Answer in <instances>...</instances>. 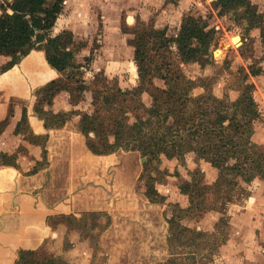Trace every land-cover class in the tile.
<instances>
[{"label": "trees", "instance_id": "obj_1", "mask_svg": "<svg viewBox=\"0 0 264 264\" xmlns=\"http://www.w3.org/2000/svg\"><path fill=\"white\" fill-rule=\"evenodd\" d=\"M63 1L12 0L7 7L1 3L0 55L9 57L8 67H12L31 50L39 49L44 52L48 65L59 73L56 79L35 91L34 112L48 128L56 126L66 114L45 109L55 94L66 91L70 103L76 105L89 92L91 111H71L80 114L79 130L87 148L97 155L117 150L138 152L144 159L139 179L144 182V194L149 202L161 204L166 199L156 188V183L170 175L167 169H161L162 158H175L183 164L186 154L193 153L195 161L204 160L214 167L217 176L213 182L201 183L196 178L201 171L196 170L191 180L180 186L181 193L188 197V204L173 207L166 219L168 257L159 263L209 264L227 236L228 205L243 198L246 184L255 178L264 180V146L252 140L253 122L260 111L254 99L255 85L248 81L250 76H258L263 71L260 63L264 59V14L250 0H212L210 3L217 16L230 15L233 21L244 26V35L249 36L253 28L260 30L263 54L237 71L239 83L232 89L239 94L232 100L226 92L221 97L214 95L209 77L195 80L182 70L185 64L197 63L201 68L210 64L217 30L202 16L185 15L177 35L172 37L165 29L156 28L152 19L148 22L137 19L133 27L124 26L125 32L133 36L129 43L133 47L137 81L130 88H122L104 71L95 73L87 81L85 72L91 56L85 58L87 67L75 60L80 46L71 31L51 35ZM240 55L244 56L242 52ZM156 79L162 86L155 84ZM197 87L203 93L192 97L191 92ZM144 93L150 97L149 104L142 99ZM11 115L12 103L8 115L0 121V132ZM28 129L23 107L15 131ZM207 211L221 214L213 231L184 223V220L200 219ZM102 215L107 216L102 226L105 228L110 223L105 213L86 212L82 217ZM60 217L81 231L77 224L82 223V217ZM95 222V227H99ZM15 264L72 263L37 249L20 251Z\"/></svg>", "mask_w": 264, "mask_h": 264}, {"label": "rangeland", "instance_id": "obj_2", "mask_svg": "<svg viewBox=\"0 0 264 264\" xmlns=\"http://www.w3.org/2000/svg\"><path fill=\"white\" fill-rule=\"evenodd\" d=\"M11 1L0 0V4L7 7ZM211 1L194 0L189 11L184 13V15L202 16L209 22L210 27L217 30V42L211 48L210 64L203 68L197 63L185 64L181 67L184 74L192 79L209 77V82L213 83L212 89L220 95L239 83L237 71L259 59L263 54V45L258 32L253 34L250 31L249 36L244 35V26L233 21L232 16H217L216 11L211 8ZM261 4L264 9V2L262 1ZM126 7V0H68L66 12L68 21L75 30L73 32L75 41L80 46L77 47L75 60L87 67L85 58L91 56V62L85 72L87 81L91 80L96 72L103 70L109 78H115L122 88H129L136 84L137 73L133 62V48L130 47L129 41L127 43L130 35L119 30L118 22L115 24L122 9L125 11ZM148 13L151 15L155 12L148 10ZM59 26L60 24L58 28ZM123 26L125 25H122V28ZM168 35H175L173 26ZM235 36L240 37L242 41L240 46L234 44L232 38ZM216 51L220 52L219 56L215 54ZM241 52L244 56L239 58L238 55ZM262 66L264 67V64ZM250 80L255 85L254 97L260 110L259 116L253 122L252 139L264 146V71ZM155 84L162 86V82L158 79L155 80ZM199 88L191 92L192 97H198L203 93V89ZM36 89L33 90L34 99H36ZM233 94L235 93L232 92ZM85 95L87 98L80 104L81 111H86L88 108L91 110L90 93ZM142 99L145 103H150L148 94L144 93ZM72 114L74 113H66L59 119L56 126L67 121ZM105 159L107 162H103L105 168L101 174L102 201L103 204L114 207L116 223L110 219L111 223L102 228L107 221L106 215L97 218L82 217L85 211L78 212L75 216L82 217V223L77 224L81 231L75 227L76 225L65 223L69 230L77 233L80 240L86 238L87 244L80 248L76 256L80 258L82 264H108L111 258L110 253L119 252L124 245H127L126 243H131L132 237H135L142 238L137 242L139 248L146 245L147 253L141 257L139 251L133 255L129 254L133 251L127 249L114 260H118L117 263L120 264H131L143 260L145 264H156L158 259L163 258L161 252L166 244L165 239L168 233L166 219L171 216L173 207H185L188 204V197L181 193L180 186L183 182L191 180L193 171H201V174L196 177L201 183L213 182L217 172L205 164L201 167L195 166L192 163V154L185 156L183 164H180L177 159L168 161L162 158L161 169H167L170 175L164 176L156 183V187L166 199L164 203L153 204L146 198L144 182L139 179L142 159L138 153L117 150ZM38 164L42 166L47 162L42 160ZM245 189L243 198L248 196L249 200L242 205L230 206V226L227 228L224 248L221 257L217 258L213 264H264V183L256 180L248 187L245 186ZM239 201L241 202L242 199ZM101 211L112 217L109 212ZM220 216V213L207 211L203 214V218L201 217L202 219L184 220V223L211 232L215 229L214 224ZM95 221L99 223L100 228L95 227ZM139 221L144 224L139 225ZM58 222L56 219L50 220L53 226H56ZM109 227L112 232L101 240V235ZM61 243L46 245L44 250L58 256L57 252H62L70 246L67 236ZM130 248L133 250L135 247L132 245ZM153 251L159 255L153 254Z\"/></svg>", "mask_w": 264, "mask_h": 264}, {"label": "crops", "instance_id": "obj_3", "mask_svg": "<svg viewBox=\"0 0 264 264\" xmlns=\"http://www.w3.org/2000/svg\"><path fill=\"white\" fill-rule=\"evenodd\" d=\"M126 1L127 7L125 11L122 9L115 24L118 22L119 30L124 34L130 35L127 43L133 36L125 32L122 25L129 28L133 27L137 19L144 22L152 19L154 26L158 29H165L167 35L173 26L174 36H176L181 20L185 16L184 13L189 11V7L194 2V0ZM262 1L264 2V0H250L251 3L257 5L258 11L264 14V9L261 7ZM67 8L68 0H64L62 11L56 19L51 35H56L63 30H69L75 39L73 33L75 30L68 21ZM148 10L155 13L149 15ZM251 31L253 34H257V32L260 34L259 28H253ZM130 47L132 46L130 45ZM238 56L241 58V55ZM9 60V57L0 55V68L2 67L0 69V121L6 118L12 103V115L6 127L0 132V264H15L20 251L37 249L45 251L44 247L46 245L61 243L65 236L69 239L70 246L62 252H57L56 255L69 263L82 264L80 258L76 255L79 254L80 248L87 244L86 238L80 240L77 233L69 230L66 221L60 216H75L80 211L107 214L101 211L105 210L112 215L110 217L107 214L111 220L113 219V223H116L113 212L114 207H109V204H103L101 186V174L105 168L103 162L106 163L107 160L105 158L115 152L97 155L87 148L85 137L79 130L80 114H72L61 125L48 128L45 126L43 119L34 112L35 99L33 90L59 76V73L46 62L42 50H31L12 67H8ZM262 64H264V59L260 63L264 71ZM254 77L257 76H250L248 81L251 82L250 79H254ZM199 89L202 88L200 87ZM212 92L214 95L221 97L226 91L220 95L216 94L214 89H212ZM232 92L235 93L233 94L234 97ZM226 93L232 100L239 94L238 91L233 89H229ZM86 98L87 96L85 95L84 99ZM81 102L76 105L71 104L69 94L66 91H61L54 95L51 104L46 105L45 109L53 113H68L73 110L80 113L90 112L89 108L86 111H81ZM23 107L26 109L29 129L27 132H16L15 129L22 117ZM30 136H32L31 139ZM256 143L261 144L259 142ZM187 154H192V163L195 166L201 167L205 164L217 172L208 162L204 160L195 161L193 153ZM141 159L143 163L144 160L143 158ZM42 160H46L47 164L38 166V163ZM166 160L170 161L173 159ZM256 180L264 183V180L255 178L245 186L248 187ZM248 200L249 197L247 196L242 198L241 202L230 203L227 208L228 216L231 205H242ZM212 212L219 213L217 211ZM52 219L59 221L56 226L50 223ZM138 223L139 225L144 224L141 221ZM229 226L230 217L227 228ZM195 228L199 229L198 227ZM111 232V228H107L100 239L103 240ZM140 239L142 240V238L132 237L131 243H126L127 245H124L119 252L110 253L111 258L108 260V264H120L114 258L120 256L122 251L127 249L133 251L129 254L135 255L139 251L141 257L145 255L147 253V251L145 252L146 245L139 248L137 240ZM132 245L135 247L133 250L130 248ZM223 248L224 243L209 264H213L217 258L221 257ZM153 252V254L159 255L155 251ZM161 255L163 258L158 259L156 264L167 259L168 250L166 244L162 248ZM145 263L143 260L131 264Z\"/></svg>", "mask_w": 264, "mask_h": 264}, {"label": "water", "instance_id": "obj_4", "mask_svg": "<svg viewBox=\"0 0 264 264\" xmlns=\"http://www.w3.org/2000/svg\"><path fill=\"white\" fill-rule=\"evenodd\" d=\"M11 12V11H10ZM235 37H238V39H237V41L234 43L235 45H237V46H240L241 44H242V41H241V39H240V37L239 36H235ZM234 38V37H233ZM144 160V159H143Z\"/></svg>", "mask_w": 264, "mask_h": 264}, {"label": "bare ground", "instance_id": "obj_5", "mask_svg": "<svg viewBox=\"0 0 264 264\" xmlns=\"http://www.w3.org/2000/svg\"><path fill=\"white\" fill-rule=\"evenodd\" d=\"M232 39H233V42L235 43L237 41L238 37H234ZM215 54L219 56L220 55V52L219 51H216Z\"/></svg>", "mask_w": 264, "mask_h": 264}]
</instances>
